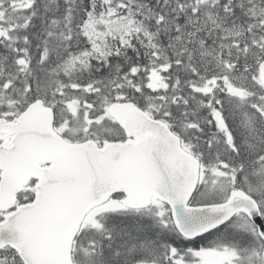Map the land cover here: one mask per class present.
Returning <instances> with one entry per match:
<instances>
[{
  "label": "snow or ice",
  "instance_id": "obj_1",
  "mask_svg": "<svg viewBox=\"0 0 264 264\" xmlns=\"http://www.w3.org/2000/svg\"><path fill=\"white\" fill-rule=\"evenodd\" d=\"M0 264H264V0H0Z\"/></svg>",
  "mask_w": 264,
  "mask_h": 264
}]
</instances>
